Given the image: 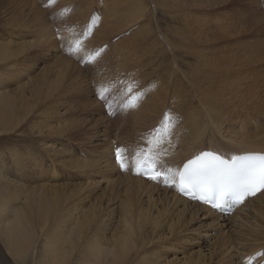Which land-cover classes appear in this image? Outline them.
<instances>
[{
    "label": "rangeland",
    "instance_id": "374dc122",
    "mask_svg": "<svg viewBox=\"0 0 264 264\" xmlns=\"http://www.w3.org/2000/svg\"><path fill=\"white\" fill-rule=\"evenodd\" d=\"M253 1L254 0H108L107 3L106 0H68L60 2L61 5L58 2V6L55 4L47 6L44 3L46 2L45 0H0V45H6L9 49L8 51L15 52L14 56L10 55L8 58L0 61V92L3 94V96L6 92H20L15 105L23 110H25L26 106H29L28 111L23 113L24 118L20 120L13 129L4 131L0 129V165L1 167L4 166L3 170H1V175L7 179L6 181L2 182L3 179L0 178V190L5 189V184H7V181L11 182V185L13 184L11 188L12 190L13 188L18 190L13 197H5L4 195L0 194V202H2L3 206L6 208L8 215L12 214L14 210L21 209L24 206V199L29 195L30 191H36L37 193L42 194V197H36L34 199L33 208L36 206V200L40 201L44 206H46L47 203H51L54 201L55 197L53 192L59 191V185L68 184L70 188H65L63 190L65 195H67L69 191L71 193H76L72 195V197L67 202L64 203L69 210H67V207L64 205L65 207H63V209L65 208L64 210L66 211H61L62 214L63 212H66V214H63L64 216L62 215V220L64 222L62 220L60 222L63 228L65 226L67 228H64L63 231L69 232L70 228H72L70 225L71 223L69 222L73 219L75 220V217L79 218L82 214L87 213L91 207L93 208L95 206H98L99 208V206H101L102 208L105 205V209H107L102 211V215L97 218V225H93L92 229L89 231L90 235L88 236V239L89 241H91L90 243H92V240L93 242L98 241L101 242V245L103 246V241L105 239L109 240L111 238V234H113L115 230H119L122 232V229L117 226L119 223L118 219L120 218V212H122L120 207L123 208L124 206L121 205L123 201L120 198H115L114 200L112 199V201L110 200L107 202L105 198L106 196L108 198L110 191L111 194H113V190L110 189L111 185L109 183L111 178H114L117 175H128L133 178H135V176H138L135 171V168L137 167L136 164L133 163V167H127L129 159L125 158L124 156H126V153L128 152V155L132 154L134 155V157H138L140 155V152L143 150L144 153L154 152L157 160L160 162L166 161L164 159L165 150L163 154L157 153L156 151L155 141L158 140H155V143L153 142V144L150 142L151 128L156 125L153 123L155 119L152 122L154 125L150 124L148 128L144 129L143 131H139V123H136L138 126H136V124H131L134 123V121L132 120L133 116L131 117L130 115L131 118L129 116L124 117L125 113H123V111L125 112L126 109L116 112V106L121 100H123V98H126L129 95L135 97L138 91L142 92L139 98L135 97L136 99L133 102L135 103L137 100L141 99L145 94L149 92L148 90L150 89V86L154 85L149 92V95L154 88L157 91V87L163 82L164 83L161 85L162 87H164V93L167 95L166 99L164 100V103L166 104L164 110L168 109L171 113L169 114L168 111L167 115H165L166 118H170V122L168 124L169 129L167 128V134L169 135L167 137H171L170 141L172 139H176L175 141H177L178 143V137L181 138L182 141H184H180V144H178V148L179 145L180 147L185 146L184 149H182L183 147H181V152L182 150L189 151L191 147L193 148L201 144L205 147H201L202 149H207L210 144L209 142L211 141L212 143L217 145L228 146V142L225 140L224 135L227 138L233 137L234 139L239 138L238 140H240V138L242 137H240V130L238 131L237 129H240V118L242 115L244 119L247 118L248 123V125L245 123V126L243 128L244 130L242 129V131H245L246 133L248 132L246 141L251 140L250 142H254L253 140L256 139V137L252 136L253 134L251 133L261 128L264 129V60L262 61L264 57V29L262 27L263 25H260L262 24V21H258L255 14L252 15V11H254L252 4L255 3ZM73 2L75 3V5L73 6L75 8L72 7ZM132 2L138 3L139 6H137V8L139 11L138 14L141 15L140 17H138V14L137 16H135L137 11L134 9L135 5L133 6ZM107 4H111L112 6H108ZM64 7H67V9H70V11L63 12L64 14H61L60 10ZM90 7H92L91 10L89 9ZM83 9L84 15L82 14L83 11L81 12V10ZM36 10L42 13L40 15L39 12L36 14ZM92 13H94L93 17H91ZM132 14L134 16H132ZM41 15L43 17H41ZM73 15H78L79 18L81 17V19L70 18ZM97 15L101 16V18L97 23L98 26H95L91 36H89H96H94L92 40H90L91 44L89 46L87 45L85 49L80 48L79 52L75 51V54L68 55L64 46H67L68 43H70L68 46V48L70 49L73 42H78V37L80 36V34L83 33V36L87 32L88 28L92 26V23ZM67 17L69 19H67ZM138 19H140V21ZM42 20H44L46 24H43ZM85 25V30L80 32L82 27ZM56 27H58L59 31H57ZM99 27L100 29H98ZM96 29H98V32L95 34L94 31ZM127 29L129 30V32L131 30H133L134 32L132 31L131 33H129L127 32ZM44 30L45 32L42 33V31ZM65 31L67 33H65ZM57 32H59V35H61V37H59ZM47 33L49 34V36L47 35ZM40 36L44 37L45 39L41 40ZM46 36L48 37L46 38ZM65 36L68 37L65 38ZM154 36L156 39H154ZM102 45L107 46L102 52H100L97 57L98 59L96 58L97 62H95V59L93 63L85 62L83 55H90L91 52L98 49L97 46L101 47ZM193 46H195V49L192 48ZM254 46L255 49H253L252 51L251 49H247L250 47L253 48ZM221 47L223 48L221 49ZM108 49H111L113 51L116 50L117 52L122 50V53L125 57L123 55L120 56L118 54H114ZM74 50H76L75 46ZM145 50H148V53H146ZM104 51H109V53L105 54L103 53ZM150 51H152L153 53H151ZM216 52H218V55L220 54L222 58L220 57L214 62V58H216L215 55H217ZM141 53L145 56H142ZM207 53L209 54V56ZM230 53H234V55L229 56ZM58 55L70 60L74 65L73 67L69 65V68L72 70H68L67 75H64L66 76L64 78H58L48 68V66L53 65V60H55L59 65L60 60L58 59ZM77 55L78 57H76ZM133 55L135 59L137 58V61H135V59H132ZM151 55L153 57L155 56L154 59L156 58V60L152 59L153 57H150ZM210 55H212L213 57ZM87 56L86 58L89 57ZM156 56L158 57V59ZM201 56H204V58L202 57L203 59H201ZM177 57H179V59ZM175 58L178 59L177 62V59L175 60ZM209 58L212 62L209 61ZM232 58L236 59V61ZM251 58L252 60H250ZM119 59H123L122 63L119 61ZM257 59H259L261 62ZM147 60L149 62H147ZM206 60H208L207 63ZM221 60H223L224 62ZM99 61L101 63L104 61L105 62L104 64H100ZM142 61L143 63L144 61H146L144 65H142ZM158 61L159 63H161H157ZM165 61L167 63H165ZM152 62H154V64ZM200 62H202V64H200ZM222 62L225 64V66ZM239 62L241 64H239ZM135 63L137 64L135 65ZM208 63L213 64L214 68L208 67V71L206 70L204 72L203 69ZM216 63L217 66H215ZM138 64L139 66H137ZM100 65L101 68H103V66L111 67V69H107L109 75L107 73H101L106 67L101 71L100 67H97ZM140 65L142 66L140 67ZM239 65L241 67H239ZM160 66L163 70L159 68ZM127 67L129 69H127ZM151 67L155 68V70H153L152 72L150 70L154 68L151 69ZM226 67H228V69H226ZM237 67H239L240 69ZM193 68H197L196 70H198V72ZM224 68V72H226L227 70L228 74L223 72ZM231 68L232 71L230 70ZM132 69H134V71H136L137 73H134ZM180 69L183 70V73ZM176 70L178 75L175 72ZM149 71L153 74H150ZM210 71L212 72V74ZM144 72L149 73L144 74ZM40 74L43 75L39 77V79H35V77ZM78 74L80 75L77 76ZM203 75H207L208 77H210V82H213L211 83L209 88H207V84H205L203 80L207 76L203 77ZM228 75L231 77H228ZM246 75H248V77ZM84 76L86 78L85 80ZM138 76H141L142 78L139 79ZM54 79L57 81L58 88H55L56 91L54 93H51L47 97L49 99L46 98V100H44L46 95H48L50 92V85L52 84V81ZM110 79L111 83L109 82ZM217 79L219 81L216 82ZM220 79L223 80L221 81ZM113 80L115 81V84L112 82ZM161 80L164 81L161 82ZM104 81L107 82L105 83ZM240 81L242 82L241 85ZM137 82L140 84L138 85ZM225 82H228V84L240 85L237 88L240 93L244 86L247 87V84L258 85L259 88L263 91H255L254 89L253 94L247 93L249 97L245 96V94L239 95L238 93H234L231 97V95H227L226 90H223L225 89ZM53 83H55V81ZM118 83L120 84V86ZM109 84H112V88L111 86H109ZM174 84L175 86L180 85V89L176 91L177 93L171 92L175 87ZM221 84L224 87L223 89ZM113 85L116 87H113ZM181 85L183 86V88L181 87ZM87 86H89V89ZM246 87H244V89H247ZM220 89L223 91H218ZM187 90L190 92H188ZM82 91L85 93H83ZM76 92L78 94H76ZM215 92H217V94ZM218 92H220L219 94L222 98L218 96ZM211 93H213V95H215L216 97H220L218 101ZM211 95L213 96V103L215 104V106L216 103L220 104L219 106L217 104L216 108H220V112H223L224 115L222 114L221 117H225L224 120L220 118L221 123L218 126L219 128L215 127L212 124L211 119H215V116L210 115V117H206L209 116L208 111H206L208 109H206V107L205 109L203 108L205 105H203L204 103L202 101L206 100V98L208 97L212 98ZM235 95L237 96L235 97ZM258 95L260 96V98H262V100ZM174 99H176L178 102H174ZM215 99L217 102L215 101ZM250 101L252 104L250 103ZM133 103L129 105V107H131ZM169 104L172 105V107ZM176 104L178 109L180 110L174 109V106H176ZM129 107L128 109H130ZM46 110L49 111V113ZM50 111L52 113H50ZM231 111L233 113H231ZM193 112L196 114H193ZM122 113L124 115H122ZM189 113L190 115L192 114L193 119L191 118V120H193V122L195 123V126H193L194 128L190 127L193 133L191 130L189 131L188 123L185 120L187 119V116H189ZM245 114H247V116ZM21 115L14 116L13 118L18 120ZM162 117L163 116H161L160 119ZM125 118H130V125ZM123 119H125L126 121H123ZM160 119L156 123H158ZM44 121L46 122L44 123ZM232 125L237 127V129L232 127ZM228 127L230 128L228 129ZM136 128H138V130H136ZM198 131H201L199 134V140L192 139V141V134H194L195 132L199 133ZM178 132L179 134H183H180L182 137L177 134ZM188 132L190 133L188 134ZM186 134L189 135V139ZM145 136L149 139V141L143 142ZM185 136L186 140L184 139ZM162 139L163 141L165 140L164 136L162 137ZM185 142H188L190 145ZM258 142L254 143L258 146H264V144L259 145ZM147 143L150 144L149 148L147 146ZM161 143V145H163L162 141ZM192 143H195L194 146ZM113 145L121 146V153L122 155H124L123 157L127 161L125 170H128L119 172V169L116 170V168L114 167L115 170L112 169V171H108L109 167L112 168V165L110 163L112 162V152L110 151H113ZM187 147L190 148L188 149ZM178 148H176V150H178ZM103 150L105 152H103ZM218 150L222 153L224 152V149ZM101 153L104 154L101 156ZM225 153L226 156L232 155H227V153L230 152ZM104 157L107 160V163H105L106 161ZM99 158L100 160H98ZM14 159L16 160L14 161ZM138 160H140V158H138ZM135 162L138 163L139 161H137L136 159ZM76 163H79L81 168L75 167ZM105 171H107V173H105ZM102 175H104V177ZM19 190L21 191L20 193ZM9 195H11V193H9ZM145 197V195L142 197V199L140 200V205L138 206L144 209V212L147 216L144 221L142 232L141 230L138 231V223L134 220H132V222L134 232H140L138 239L140 238V236H142L145 240H147L142 245L144 246V250L141 249L142 252L139 250L141 253L137 251L133 254L134 261L132 260L130 262L131 264H137L138 257H140L143 253H147L146 255L143 254L145 258L143 264H145L146 260H151L152 263L150 264H174V262L175 264H243L245 259L248 256L249 258L252 257V255L257 256L255 261L256 264L264 263V239H262L264 238V234H261V232H264V206L262 208L263 211L260 210L263 214L261 212L257 213L258 216H254L253 214L255 207L258 206L257 204L262 203L261 205H263L264 200H262L260 203L259 201L253 202L248 206L247 210L242 211L241 216H239V219L240 217L244 216H253V219H246H249L247 222L251 221L252 223L250 229L243 227L242 230L238 231L237 229L233 233H230V231L228 230V227L230 225H228L224 230L220 225H216L215 229L211 230V228H209L210 224L212 223H210V220H198L195 216L193 217L190 214H184L183 216L179 217L177 215L174 216L173 213L176 211V209H174V207L168 208L166 206L168 215L165 217V219L162 220V225H160L161 229L159 230L158 236H156L158 237V239H156L155 234H152L151 232L152 217L155 215L156 210H148L146 208ZM154 198H156V195H154ZM74 209L76 210V212L71 214L70 211L73 212L75 211ZM158 209H162L161 205L158 206ZM110 211L112 214L110 213ZM91 215V213H88L84 216L83 220H87L89 217H91ZM64 217L68 218L65 219ZM69 219L70 221L68 222ZM66 221L69 224H67ZM171 221L177 222V224H175V227L172 228L173 231H169ZM107 222H109V224ZM231 222L232 224H234L240 221L232 220ZM247 222L245 224H247ZM63 224H65V226ZM99 227L102 228L99 229ZM57 229L60 230L61 228H54L53 230ZM190 229H192V232ZM230 229L232 228L230 227ZM47 231L48 230H46V227L44 226V228L40 230V232H38L37 236L34 238L31 244L32 246L28 249V251L23 255L21 259L12 258L11 256H9L7 254V251L5 250L3 241L0 239V246H2L9 259L6 264L51 263V259L49 256L50 247L48 242L50 238ZM101 231L104 232L103 235ZM92 233L95 235H93ZM254 233H256V235ZM99 234H101L104 238L101 235L99 236ZM223 238L225 239V243L220 247L218 246V241ZM152 242L153 244H151ZM240 243L243 245H240ZM213 248L215 249L213 250ZM201 250L202 253L199 254ZM228 252H230L229 256ZM143 256H141V258ZM249 258L246 259L245 263ZM66 264H79V256H72L71 259L66 262Z\"/></svg>",
    "mask_w": 264,
    "mask_h": 264
},
{
    "label": "bare ground",
    "instance_id": "6f19581e",
    "mask_svg": "<svg viewBox=\"0 0 264 264\" xmlns=\"http://www.w3.org/2000/svg\"><path fill=\"white\" fill-rule=\"evenodd\" d=\"M64 1H68V0H56L55 1V5H57V3L59 2H64ZM72 1V0H71ZM108 0H106V2H107ZM129 1V0H128ZM131 1H137V0H131ZM70 2V1H69ZM100 2V1H99ZM102 2H104V1H102ZM105 2V3H106ZM253 2H257L256 4H258V5H256L255 3L254 4H252V7H253V10L254 11H252V15L253 14H255L256 15V18H257V20L258 21H262V24H260V25H263L262 27H263V29H264V5L262 4V0H254ZM45 3V2H44ZM108 3V2H107ZM133 3V6H134V9L137 11L136 12V14H135V16H137V14L139 13V11H138V8H137V6H139L138 5V3H136V2H132ZM249 4V3H248ZM59 5V4H58ZM57 5V6H58ZM60 5H61V3H60ZM75 5V3L73 2V4H72V7ZM102 5V4H101ZM108 6H112L111 4H107ZM250 5V4H249ZM248 5V6H249ZM77 6V5H76ZM103 6V5H102ZM124 6V5H123ZM255 6V7H254ZM34 7V6H33ZM51 7V6H50ZM79 7V6H78ZM84 7V6H83ZM247 7V6H246ZM71 8V7H70ZM73 8H75V7H73ZM77 8V7H76ZM80 8V7H79ZM78 8V9H79ZM86 8V7H85ZM91 8L92 7H90L89 9L91 10ZM45 9V8H44ZM48 9V8H47ZM46 9V10H47ZM52 9V8H51ZM263 10V11H262ZM49 11V10H48ZM74 11H76V10H74ZM83 11V12H82ZM109 11H111V10H109ZM123 11V10H122ZM36 12V14L39 12L38 10H36L35 11ZM78 12V11H77ZM79 12H80V10H79ZM81 12H82V14L84 13V9L83 10H81ZM42 12H39V15L41 14ZM50 13V12H49ZM104 13V12H103ZM207 13V12H206ZM47 14V13H46ZM53 14V13H52ZM64 14V13H63ZM71 14V13H70ZM79 14V13H78ZM251 14V13H250ZM84 15V14H83ZM83 15H81V16H83ZM110 15V14H109ZM139 16L138 17H140L141 15L140 14H138ZM246 15V14H245ZM70 16V15H69ZM117 16V15H116ZM132 16H134L133 14H132ZM41 17H43L42 15H41ZM113 17V16H112ZM124 17V16H123ZM142 17H143V15H142ZM203 17V16H202ZM251 17V16H250ZM255 17V16H254ZM70 18H78V19H81V17L79 18V16L78 15H73L72 17H70ZM135 18H137V17H135ZM67 19H69L68 17H67ZM116 19V18H115ZM141 19V18H140ZM140 19H138L139 21H140ZM255 19V18H254ZM128 20V19H127ZM136 20V19H135ZM137 20V21H138ZM41 21V20H40ZM60 21V20H59ZM63 21V20H62ZM71 21V20H70ZM77 21V20H76ZM75 21V22H76ZM80 21V20H79ZM103 21V20H102ZM115 21V20H114ZM211 21V20H210ZM78 22V21H77ZM247 22V21H246ZM42 23L43 24H46L45 23V21L44 20H42ZM102 23V22H101ZM118 23V22H117ZM70 24V23H69ZM125 24V23H124ZM100 25V24H99ZM102 25V24H101ZM219 25V24H218ZM98 26V25H97ZM133 26V25H132ZM134 26H135V24H134ZM255 26V25H254ZM221 27V26H220ZM260 27V26H259ZM80 28V27H79ZM189 28V27H188ZM98 29H100V27L98 28ZM98 29H96L94 32H95V34L98 32ZM135 29V28H134ZM128 30V29H127ZM64 31V30H63ZM129 31V30H128ZM133 30H131L129 33H131ZM45 32V30L44 31H42V33H44ZM134 32V31H133ZM139 32V31H138ZM263 32V31H262ZM65 33H67L66 31H65ZM73 33V32H72ZM176 33V32H175ZM179 33V32H178ZM177 33V34H178ZM54 34H56V33H54ZM61 34V33H60ZM82 34L83 33H81L80 34V36L78 37L79 39H78V42H73L72 44H71V46H75V48H76V50L75 51H78L79 52V50H80V48H86L87 47V45L89 46L90 44H91V42H90V40H92V38L95 36H92V37H89V38H87V39H85L84 41H80V37L82 36ZM47 35L49 36V34L47 33ZM53 35V34H52ZM168 35V34H167ZM172 35V34H171ZM171 35H169V36H171ZM48 36H46V38L48 37ZM91 36V35H90ZM176 36V35H175ZM52 37V36H51ZM96 37V36H95ZM100 37V36H99ZM184 37V36H183ZM193 37V36H192ZM262 37V36H261ZM69 38H71V37H69ZM76 38V37H75ZM166 38V37H165ZM40 39L41 40H44L45 38L44 37H42V36H40ZM96 39V38H95ZM133 39V38H132ZM131 39V40H132ZM154 39H156L155 38V36H154ZM158 39V38H157ZM175 39V38H174ZM187 39V38H186ZM210 39V38H209ZM231 39V38H230ZM68 40H70V39H68ZM73 40H75V39H73ZM122 41V40H121ZM120 41V42H121ZM226 41V40H225ZM263 41H264V39H263ZM94 42V41H93ZM165 42V41H164ZM209 42V41H208ZM211 42V41H210ZM260 42V41H259ZM129 43V42H128ZM153 43H155V42H153ZM166 43V42H165ZM173 43V42H172ZM58 44V43H57ZM159 44V43H158ZM217 44H218V42H217ZM51 45V44H50ZM100 45H101V43H100ZM119 45H120V43H119ZM186 45V44H185ZM190 45V44H189ZM193 45V44H192ZM117 46V45H116ZM126 46V45H125ZM174 46V45H173ZM230 46V45H229ZM48 47V46H47ZM146 47V46H145ZM159 47V46H158ZM187 47V46H186ZM195 46H193L192 48H194ZM218 47V46H217ZM256 47H258V46H256ZM99 48V47H98ZM121 48V47H120ZM126 48V47H125ZM220 48V47H219ZM223 47H221V49H222ZM264 48V47H263ZM262 48V49H263ZM158 49V48H157ZM195 49V48H194ZM202 49V48H201ZM206 49V48H205ZM248 50L249 49H251V51L253 50V49H255V46L253 47V48H247ZM258 49V48H257ZM256 49V50H257ZM9 49H8V47L6 46V45H3V44H1L0 45V61H2V60H4V59H6V58H8L10 55H12V56H14L15 55V52H13V51H8ZM56 50V49H55ZM109 50V49H108ZM143 50V49H142ZM196 50H197V47H196ZM216 50V49H215ZM220 50V49H219ZM264 50V49H263ZM109 51H112L114 54H118V55H123V53H122V50H120L119 52H117L116 50H109ZM109 51H107V52H103V53H105V54H107V53H109ZM146 51V53H148L147 51L148 50H145ZM189 51V50H188ZM203 51V50H202ZM17 52V51H16ZM94 52V51H93ZM121 52V53H120ZM133 52V51H132ZM151 53H153L152 51H150ZM149 52V53H150ZM211 52V51H210ZM230 52V51H229ZM239 52V51H238ZM254 52V51H253ZM252 52V53H253ZM258 52V51H257ZM257 52H255V53H257ZM92 53V52H91ZM91 53H90V55H91ZM126 53V52H125ZM129 53V52H128ZM143 53V52H142ZM141 53V54H142ZM161 53V52H160ZM172 53H173V51H172ZM186 53H187V51H186ZM199 53V52H198ZM209 53V52H208ZM207 53V54H208ZM212 53H214V52H212ZM212 53H210V54H212ZM217 53V55H215L216 56V58H214V62H215V60H218V58H220L221 56H220V54L218 55V52H216ZM215 53V54H216ZM221 53V52H220ZM224 53V52H223ZM131 54V53H130ZM138 54V53H137ZM136 54V55H137ZM261 54V53H260ZM16 55H17V53H16ZM89 55V56H90ZM103 55V54H102ZM126 55V54H125ZM224 55V54H223ZM230 55H234V53H230L229 54V56ZM252 55V54H251ZM253 55H255V54H253ZM258 55V54H257ZM256 55V56H257ZM104 56V55H103ZM124 56V55H123ZM142 56H145V55H143L142 54ZM141 56V57H142ZM158 56V55H157ZM156 56V57H157ZM200 56V55H199ZM205 56V55H204ZM204 56H201V59H203L204 58ZM208 56H209V54H208ZM207 56V57H208ZM210 56H212V55H210ZM125 57V56H124ZM128 57V56H127ZM132 57V56H131ZM150 57H153L152 55L150 56ZM155 57V56H154ZM154 57L152 58V59H154ZM175 57V56H174ZM203 57V58H202ZM213 57V56H212ZM233 57V56H232ZM240 57V56H239ZM245 57V56H244ZM254 57V56H253ZM147 58V57H146ZM178 59H179V57H177ZM177 58H175V60L177 59ZM199 58V57H198ZM211 58V57H210ZM210 58H209V61H211L210 60ZM222 58V57H221ZM229 58V57H228ZM227 58V59H228ZM231 58V57H230ZM238 58V57H237ZM58 59L60 60V63H59V65L56 63V61L55 60H53V65H51V66H48V68H49V70L51 71V72H53L58 78H64V77H66V76H64V75H67V72H68V70L70 71V70H72V69H70L69 68V65L70 66H74L73 65V63L70 61V60H68V59H65L64 57H62V56H60V55H58ZM98 59V58H97ZM132 59H135V57H134V55H133V58ZM137 59V58H136ZM135 59V61H137ZM139 59V58H138ZM151 59V60H152ZM157 59H158V57H157ZM161 59V58H160ZM165 59H167V58H165ZM178 59L176 60V62L178 61ZM200 59V60H201ZM225 59H226V57H225ZM232 59H234V58H232ZM261 59H262V57H261ZM96 60V59H95ZM109 60V59H108ZM126 60V59H125ZM142 60H143V58H142ZM148 60H149V57H148ZM147 60V62H149ZM154 60H156V58L154 59ZM235 61H236V59H234ZM250 60H252V58L250 59ZM257 60H259V59H257ZM264 60V57H263V59H262V61ZM101 61V60H100ZM99 61V62H100ZM119 61L122 63V61H123V59L122 60H120L119 59ZM163 61V60H162ZM221 61H223V60H221ZM260 61V60H259ZM258 61V62H259ZM95 62H97V60L95 61ZM105 62V61H104ZM104 62H102L103 64H104ZM109 62V61H108ZM128 62V61H127ZM146 61H144V63H145ZM155 62V61H154ZM154 62H152L153 64H154ZM203 62H205V61H203ZM208 62V60H206V63ZM212 62V61H211ZM214 62H213V64H214ZM224 62V61H223ZM222 62V63H223ZM240 62H242V61H240ZM239 62V64H241ZM261 62V61H260ZM101 62H100V64H102ZM106 63H107V61H106ZM114 63V62H113ZM115 63H116V60H115ZM124 63H125V61H124ZM142 63H143V61H142ZM144 63L142 64V65H144ZM157 63H159V61L157 62ZM161 63V62H160ZM159 63V64H160ZM164 63V62H163ZM165 63H167L166 61H165ZM164 63V64H165ZM198 63V62H197ZM217 63H219V62H217ZM217 63H216V65L215 66H217ZM230 63V62H229ZM250 63V62H249ZM257 63V62H256ZM263 63V62H262ZM130 64H131V62H130ZM137 63H135V65H136ZM139 64H140V62H139ZM139 64L137 65V66H139ZM150 64V63H149ZM200 64H202V62H200ZM213 64H211V63H208V64H206V66H205V68L203 69V71L205 72L206 70L208 71V67H213L214 68V65ZM224 64V63H223ZM227 64V63H226ZM235 64V63H234ZM92 65V64H91ZM111 65V64H110ZM113 65V64H112ZM122 65H124V64H122ZM142 65H140V67L142 66ZM148 65V64H147ZM151 65V64H150ZM222 65V64H221ZM230 65V64H229ZM232 65V64H231ZM246 65V64H245ZM253 65V64H252ZM133 66V65H132ZM167 66V65H166ZM178 66V65H177ZM197 66V65H196ZM224 66H225V64H224ZM223 66V67H224ZM233 66V65H232ZM97 67H100V70L102 71V69L103 68H105L104 70H103V72H101V73H107L108 75H109V72H108V70L109 69H111V67H108V66H103V68H101V65L100 66H97ZM134 67V66H133ZM139 67V68H140ZM198 67V66H197ZM220 67V66H219ZM222 67V66H221ZM239 67H241L240 65H239ZM239 67H237V68H239ZM152 68H154V67H151V69ZM159 68H161V66L159 67ZM158 68V69H159ZM167 68V67H166ZM179 68H180V66H179ZM195 68V67H194ZM193 68V69H194ZM216 68V67H215ZM108 69V70H107ZM121 69V68H120ZM127 69H129L128 67H127ZM157 69V68H156ZM162 69V68H161ZM171 69H173V68H171ZM197 69V68H196ZM196 69H194V70H196ZM222 69V68H221ZM226 69H228V67H226ZM234 69H235V67H234ZM240 69V68H239ZM133 71H134V69H132ZM147 70V69H146ZM149 70V69H148ZM153 70H155V68L154 69H152V70H150L151 72L153 71ZM160 70V69H159ZM163 70V69H162ZM175 70V69H174ZM181 71H182V73H183V70L182 69H180ZM210 70V69H209ZM224 70H225V68L223 69V72H224ZM231 71H232V68L230 69ZM149 71V72H150ZM166 71V70H165ZM197 72H198V70H196ZM202 71V72H203ZM219 71V70H218ZM221 71V70H220ZM229 71V70H228ZM238 71V70H237ZM241 71V70H240ZM251 71V70H250ZM249 71V72H250ZM262 71V70H261ZM89 72V71H88ZM136 71H134V73H135ZM143 72V71H142ZM149 72H144V74H146V73H149ZM150 72V74H153V73H151ZM156 72V71H155ZM155 72H154V74H155ZM157 72H158V70H157ZM161 72V71H160ZM176 72V74H177V70L175 71ZM194 72V71H193ZM203 72V73H204ZM211 72V71H210ZM263 72V71H262ZM74 73V72H73ZM137 73V72H136ZM167 73V72H166ZM181 73V72H180ZM195 73V72H194ZM209 73V72H208ZM224 73H226V74H228L227 73V70H226V72H224ZM261 73V72H260ZM264 73V72H263ZM139 74V73H138ZM169 74V73H168ZM186 74V73H185ZM205 74V73H204ZM211 74H212V72H211ZM221 74H222V72H221ZM231 74V73H230ZM43 74H40V75H37L36 77H35V79H39V77H41ZM80 74H78L77 76H79ZM164 75V74H163ZM178 75V74H177ZM192 75V74H191ZM201 75V74H200ZM210 75V74H209ZM218 75V74H217ZM249 75V74H248ZM248 75H246L247 77H248ZM97 76V75H96ZM150 76V75H149ZM170 76V75H169ZM187 76V75H186ZM199 76V75H198ZM206 77L207 75H203V77ZM224 76V75H223ZM225 76H227V75H225ZM239 76H241V75H239ZM255 76V75H254ZM261 76V75H260ZM71 77H73V76H71ZM137 77V76H136ZM139 77V79H141L142 77L141 76H138ZM178 77V76H177ZM228 77H231V76H229L228 75ZM80 78V77H79ZM124 78V77H123ZM193 78V77H192ZM213 78V77H212ZM219 78V77H218ZM221 78V77H220ZM234 78H235V76H234ZM250 78H251V76H250ZM86 78H85V76H84V80H85ZM107 79H109V78H107ZM114 79V78H113ZM129 79V78H128ZM163 79H165V78H163ZM191 79V78H190ZM224 79V78H223ZM222 79V80H223ZM226 79H227V77H226ZM229 79V78H228ZM245 79V78H244ZM80 80V79H79ZM156 80H157V78H156ZM158 80H160V79H158ZM178 80V79H177ZM204 80V83L205 84H207V88H209V86L211 85V83H213L212 81L210 82V77H206L205 79H203ZM212 80V79H211ZM221 80V79H220ZM221 80V81H222ZM235 80V79H234ZM254 80V79H253ZM55 81V83H53ZM111 81V79L109 80V82ZM119 81V80H118ZM128 81V80H127ZM135 81H137V80H135ZM164 80H161V82H163ZM179 81V80H178ZM177 81V82H178ZM190 81V80H189ZM215 81V80H214ZM217 81H219L218 79L216 80V82ZM244 81V80H243ZM105 82V81H104ZM107 82V81H106ZM105 82V83H106ZM114 84H115V81L113 80L112 81ZM120 82V81H119ZM149 82V81H148ZM176 82V83H177ZM215 82V83H216ZM228 82H230V81H228ZM228 82L225 84V89H223L224 87H223V85H222V89L223 90H226L227 91V95L229 94V96L231 95V97H232V95L234 94V93H238L239 95L240 94H245V96H247V97H249L248 95H247V93H251V94H253V92H254V89H255V91L256 90H262V89H260L259 88V86L258 85H248L247 84V87L246 86H244V87H246L247 89H244V87H243V89H242V91H241V93L238 91V87L241 85V81H240V85H237V84H228ZM253 82V81H252ZM252 82H251V84H252ZM258 82H259V80H258ZM78 83V82H77ZM111 83V82H110ZM125 83V82H124ZM138 83V82H137ZM157 83V82H156ZM158 83H160V82H158ZM164 83V82H163ZM163 83H161V84H163ZM166 83V82H165ZM175 83V84H176ZM203 83V82H202ZM233 83H236V82H233ZM238 83V82H237ZM247 83H248V81H247ZM255 83H256V80H255ZM263 83V82H262ZM104 84V83H103ZM119 84V83H118ZM140 83H138V85H139ZM149 84V83H148ZM153 84V83H152ZM159 85L158 87H157V91H156V89L154 90H152V92L150 93V95H149V92L151 91V89L153 88V86H150V89L148 90L149 92L147 93V94H145L141 99H139V100H137L135 103H133V105L131 106V107H129L130 109H128V108H126V110H125V112L123 111V113H125V116L124 117H126V116H129L130 117V115H131V117L133 116V121H134V123H131V120L129 121V119L131 118H129V119H127V118H125V119H127V122H129L128 124L130 125V123L132 124V125H135L136 123L138 124H140L139 125V131H143L144 129H146V128H148L149 126H150V124H157L156 122L160 119V117L161 116H163V118H166V116L165 115H167V112H166V114H163L162 115V113H163V110H164V108H165V103H164V100L166 99V94L164 93L165 92V89H164V87H162V85ZM168 84V83H167ZM175 84H174V86H175ZM246 84V83H245ZM105 85V84H104ZM103 85V86H104ZM112 85V84H111ZM110 84H109V86H111ZM157 85V84H156ZM169 85V84H168ZM244 85V84H243ZM242 85V86H243ZM77 86V85H76ZM80 86V85H79ZM83 86V85H82ZM119 86H120V84H119ZM131 86V85H130ZM137 86V85H136ZM180 86V85H179ZM179 86H175L174 87V89L171 91V92H175V93H177L176 91H178L179 89H180V87ZM188 86V85H187ZM198 86V85H197ZM218 86V85H217ZM78 87V86H77ZM86 87V86H85ZM88 87V89H89V86H87ZM96 87V86H95ZM105 87V86H104ZM113 87H116V86H114L113 85ZM166 87V86H165ZM169 87V86H168ZM181 87L183 88V86L181 85ZM55 88H58V84H57V81L54 79L53 81H52V84L50 85V89H49V94L48 95H46V97H45V99L44 100H46V98L51 94V93H54L56 90H55ZM74 88V87H73ZM111 88H112V86H111ZM198 88V87H197ZM201 88V87H200ZM242 88V87H241ZM262 88H263V86H262ZM75 89V88H74ZM84 89V88H83ZM115 89V88H114ZM135 89V88H134ZM202 89V88H201ZM217 89V88H216ZM219 89V88H218ZM76 90V89H75ZM77 90H79V89H77ZM85 90V89H84ZM83 90V91H84ZM138 90V89H137ZM191 90V89H190ZM195 90V89H194ZM203 90H205V89H203ZM203 90H202V92H203ZM209 90V89H208ZM223 90H218V91H220V92H222ZM82 91V92H83ZM87 91V90H86ZM116 91V90H115ZM182 91V90H181ZM188 91V90H187ZM226 91H225V93H226ZM263 91V90H262ZM79 92V91H78ZM184 92H186V91H184ZM188 92H190V91H188ZM196 92V91H195ZM198 92H200V91H198ZM220 92H218V94L220 93ZM258 92V91H257ZM83 93H85V92H83ZM101 93H102V91H101ZM124 93V92H123ZM181 93V92H180ZM193 93V92H192ZM206 93V92H205ZM204 93V94H205ZM216 94H217V92H215ZM260 93H262V92H260ZM19 94H20V92H18V93H9V92H6L5 93V95L3 96V94L0 92V129L2 130V131H4V130H11V129H13L17 124H18V122L20 121V120H22L23 118H24V114L23 113H25V112H27L28 111V109H29V106H26L25 107V110H23V109H21V108H19V107H17L16 105H15V103L17 102L16 100H17V97L19 96ZM76 94H78L77 92H76ZM116 94V93H115ZM138 94V93H137ZM136 94V95H137ZM183 94V93H182ZM207 94H208V92H207ZM212 95H213V93H211ZM127 95V94H126ZM126 95H124V96H126ZM164 95H165V98H164ZM196 95V94H195ZM198 95V94H197ZM211 95V96H212ZM239 95H238V97H239ZM260 95V94H259ZM258 95V96H259ZM104 96V95H103ZM171 96V95H170ZM188 96V95H187ZM186 96V97H187ZM191 96V95H190ZM208 96H210V95H208ZM216 99H217V101H218V99L221 97L220 96V94L218 95V96H220V97H216L215 95H213ZM213 96H212V98L211 97H208V98H206V100H204V101H202L201 103L203 104V105H205L203 108L205 109V107H206V109H208V110H206V111H208V115L209 116H206V117H210V115H213V116H215V119H211V121H212V124L215 126V127H218L219 126V124L221 123L220 122V118H222L221 116H222V114H223V112H220V108H218L219 109V111H218V109L216 108V106H217V104L218 103H216V106H215V104L213 103V101H214V99H213ZM222 96H223V94H222ZM225 96V95H224ZM237 95H235V97H236ZM244 96V97H245ZM255 96V95H254ZM263 96V95H262ZM108 97V96H107ZM110 97V96H109ZM133 98H134V96H132ZM182 97V96H181ZM201 97V96H200ZM203 97H204V95H203ZM205 97H206V95H205ZM227 97V96H226ZM234 97V98H235ZM243 97V96H242ZM264 97V96H263ZM87 98V97H86ZM113 98V97H112ZM139 98V97H138ZM222 98V97H221ZM251 98V97H250ZM255 98V97H254ZM258 98V97H257ZM259 98H260V96H259ZM47 99H49V98H47ZM124 99V98H123ZM134 99H136V98H134ZM191 99V98H190ZM203 99H205V98H203ZM216 99H215V101H216ZM224 99V98H223ZM236 99V98H235ZM248 99V98H247ZM261 100H262V98H260ZM175 101L174 102H178L176 99H174ZM182 100V99H181ZM187 100V99H186ZM192 100H194V99H192ZM200 100V99H199ZM234 100V99H233ZM239 100V99H238ZM253 100V99H252ZM251 100V101H252ZM183 101V100H182ZM216 101V102H217ZM221 101V100H220ZM251 101H250V103H251ZM256 101V100H255ZM79 102V101H78ZM96 102V101H95ZM100 102V101H99ZM169 102H170V100H169ZM89 103V102H88ZM91 103V102H90ZM115 103V102H114ZM173 103V102H172ZM243 103V102H242ZM247 103V102H246ZM97 104V103H96ZM234 104V103H233ZM252 104V103H251ZM94 105H95V103H94ZM170 105V104H169ZM179 105V104H178ZM182 105V104H181ZM194 105V104H193ZM220 104H218V106H219ZM97 106V105H96ZM171 107H172V105H170ZM186 106V105H185ZM238 106V105H237ZM87 107V106H86ZM185 108V107H184ZM222 108V107H221ZM88 109V108H87ZM92 109V108H91ZM98 109H100V108H98ZM173 109V108H172ZM174 109H178V107H177V104H176V106H174ZM188 109V108H187ZM238 109V108H237ZM241 109H243V108H241ZM254 109V108H253ZM178 110H180V109H178ZM47 111V110H46ZM165 111V110H164ZM191 111V110H190ZM242 111V110H241ZM247 111V110H246ZM48 113H49V111H47ZM46 112V113H47ZM181 112V111H180ZM227 112H228V110H227ZM227 112H224V113H227ZM238 112H239V110H238ZM237 112V113H238ZM50 113H52L51 111H50ZM122 113V115H124ZM148 113V114H147ZM192 113V112H191ZM231 113H233L232 111H231ZM21 114H23V115H21ZM121 114V113H120ZM193 114H196V113H194L193 112ZM205 114V113H204ZM18 115H21L20 117H19V119L18 120H16V119H14L13 117L14 116H18ZM224 115V114H223ZM246 116H247V114H245ZM244 115V116H245ZM165 116V117H164ZM185 116V115H184ZM200 116V115H199ZM240 116V115H239ZM243 116V115H242ZM241 116V118H240V129H237V127H235V126H233L232 125V127H234V128H236L239 132H240V137H242V138H240V140H238V139H234L233 137L231 138V137H225V135H224V138H225V140L228 142V146H226V145H224V146H221V145H217V144H214V143H212V141L211 142H209L210 144H209V146H208V148L207 149H204L205 147L201 144V145H197L196 147H191V149L188 151V150H182V152L180 151L181 150V147H183V146H181L180 147V145H179V148H178V144H180V141L181 142H184V141H182L181 140V138H179L178 136V138H177V140L179 141V143L177 142V141H175V140H171L170 141V139H171V137L169 138V137H167L169 134H166V135H163L164 136V138H165V140L163 141V145H159V147H157L156 146V151H157V153H160V154H163V152H164V150H165V156H164V159H165V161L166 162H160V161H158V163H160L161 165H163V166H167V167H175V168H177V170L179 169V167H180V165L182 164V162L184 161V160H186V159H188V158H190V157H192V156H194V155H196L198 152H200V151H202V150H214V151H216V149L218 150V149H224V155L226 154L225 152H230V153H227V155L228 154H232V155H228V156H226V157H229V156H233V155H237V154H241V153H245V152H264V146H258V145H256L254 142H258L259 143V145H261V144H264V129H258V130H255L253 133H251V134H253L252 136H255L256 137V139H254L253 141L254 142H250V141H246V138H247V133L245 132V131H242V129L244 128V126H245V123L248 125V123H247V118L246 119H244L243 117ZM245 116V117H246ZM193 116H192V114L190 115V113H189V116H187V119H185L186 120V122L188 123V128H189V131L191 130V128L193 127V126H195V123L193 122V120H191V118H192ZM204 117V116H203ZM234 117V116H233ZM48 118V117H47ZM200 118V117H199ZM225 118V117H224ZM224 118H222V120H224ZM125 119H123V121H126ZM154 119H155V121H154ZM193 119V118H192ZM249 119V118H248ZM152 120V121H151ZM198 120V119H197ZM202 120V119H201ZM228 120V119H227ZM154 121V122H153ZM210 121V122H211ZM236 121V120H235ZM234 121V122H235ZM46 121H44V123H45ZM141 122V123H140ZM153 122V123H152ZM123 123V122H122ZM208 123V122H207ZM250 123V122H249ZM136 124V126H138ZM153 124V125H154ZM128 125V126H129ZM196 125H197V123H196ZM231 125V124H230ZM236 125V124H235ZM238 125V124H237ZM68 127V126H67ZM191 127V128H190ZM197 127V126H196ZM202 127V126H201ZM70 128V127H69ZM138 128H136V130H138ZM168 128V127H167ZM194 128V127H193ZM204 128H205V126H204ZM219 128V127H218ZM230 127H228V129H229ZM169 129V128H168ZM168 129H167V131H168ZM197 129H198V127H197ZM196 129V130H197ZM216 129V128H215ZM108 130V129H107ZM134 130V129H133ZM199 130V129H198ZM237 130H236V132H237ZM244 130V129H243ZM118 131V130H117ZM178 131V130H177ZM192 131V130H191ZM202 131V130H201ZM201 131H198L199 133H197V132H195L194 134H192V136H191V140L193 139V140H199V134H200V132ZM230 131V130H229ZM235 131V130H234ZM179 132H180V130H179ZM179 132L177 133L179 136H181L180 134H182V133H180L179 134ZM190 132H188V134H189ZM192 133H193V131H192ZM231 133H233V132H231ZM230 133V134H231ZM129 134V133H128ZM175 134V133H174ZM173 134V135H174ZM225 134V133H224ZM236 134V133H235ZM255 134V135H254ZM116 135V134H115ZM183 135V134H182ZM187 135V134H186ZM202 135V134H201ZM117 136V135H116ZM188 136V139L190 138L189 137V135H187ZM133 137V136H132ZM182 137V136H181ZM235 137V136H234ZM254 137V138H255ZM174 138H175V136H174ZM244 138V139H243ZM250 138V137H249ZM248 138V139H249ZM185 140H186V136H185V138H184ZM126 140H127V138H126ZM192 140V141H193ZM177 142V143H176ZM196 142V141H195ZM185 143H188V142H185ZM185 143H184V145H185ZM183 144V143H182ZM193 144V143H192ZM195 144V143H194ZM194 144H193V146H194ZM127 145V144H126ZM188 145H190L189 143H188ZM187 146V145H186ZM185 147V146H184ZM184 147L182 148V149H184ZM189 147V148H190ZM201 147H204L203 149L201 148ZM176 148H178V150H176ZM188 148V147H187ZM188 148V149H189ZM107 150V149H106ZM124 150V149H123ZM219 151V150H218ZM242 151V152H241ZM103 152H105L104 150H103ZM107 152V151H106ZM110 152H112V155H111V157H112V162H110L111 163V165H112V168L111 167H109V170L108 171H112V169H114V167L116 168V170H118V166H117V164L113 161V151L111 150ZM123 152V151H122ZM126 152V151H125ZM184 152V153H183ZM13 153H15V152H13ZM104 154V153H103ZM102 153H101V156L103 155ZM109 154V153H108ZM107 154V155H108ZM3 155V154H2ZM100 156V155H99ZM124 156V155H123ZM160 156H163V155H160ZM106 157V156H105ZM105 157H104V159H105ZM109 157V156H108ZM125 158H127L126 156H124ZM101 158V157H100ZM100 158L98 159V160H100ZM110 158V157H109ZM157 158V157H156ZM2 159V158H1ZM103 159V160H104ZM16 159H14V161H15ZM108 160H110V159H108ZM102 161V160H101ZM105 163H107V160L105 159ZM136 161V160H135ZM133 162V163H135V164H137V162ZM137 161H140V160H138L137 159ZM2 162V161H1ZM127 162V161H126ZM103 163V162H102ZM128 164V163H127ZM134 164V165H135ZM4 165V164H3ZM104 165V164H103ZM108 165H109V163H108ZM105 166V165H104ZM4 167V166H3ZM3 167H1V165H0V178H2L3 180H2V182L3 181H6L7 179L6 178H4L2 175H1V170H3ZM75 167H80V164L79 163H76V165H75ZM128 167V166H127ZM136 167V166H135ZM81 168V167H80ZM136 169V168H135ZM5 170V169H4ZM15 170V169H14ZM115 170V169H114ZM126 170H128V169H126ZM125 170V167H124V170L123 171H126ZM104 171V170H103ZM103 171H101V172H103ZM119 172H120V170H118ZM136 171V170H135ZM128 172V171H127ZM130 172V171H129ZM105 173H107V171H105ZM16 174V173H15ZM53 174H55V173H53ZM109 174V173H108ZM105 175V174H104ZM104 175H102L103 177H104ZM111 175H112V173H111ZM131 175V174H130ZM133 175V174H132ZM52 176H55V175H52ZM114 176V175H113ZM109 177V176H108ZM107 177V178H108ZM21 179V178H20ZM106 180V179H105ZM107 181V180H106ZM20 182V181H19ZM108 182V181H107ZM11 182H8L7 181V184H5V189H1L0 190V194L1 195H4L5 197H9V196H14L16 193H17V191L18 190H16V189H14L13 188V190L11 189L12 188V185L10 184ZM109 183H110V185H111V187H110V189L111 190H113V194H111V191L109 192V195H108V198H107V196H106V200H107V202L108 201H112V199L114 200L115 198H120L122 201H123V203H121V205H124L123 206V208L122 207H120L121 208V210H122V212H120V218L118 219V221H119V223H118V226L117 227H120V229H122V232L121 231H119V230H115L114 231V233L113 234H111V238L108 240V239H105L103 242H104V244H103V246L101 245V242H98V241H94L93 242V240H92V243H90L91 241H89V239H88V236L90 235V233H89V231L92 229V226L93 225H97V223H98V219L97 218H99L101 215H102V211H104V210H106L105 209V205L101 208V206H99V208H98V206H95V207H91L90 209H89V211L87 212V213H84V214H82L81 216H80V214H79V218H77V217H75V220L73 221L72 220V218H71V220L72 221H70V219L68 220V222L69 223H71L70 225H71V227L72 228H70V230H69V232L67 231H63L64 230V228H66V226H65V224H63L65 227L63 228V226H61V220H62V218H63V214H66V212H63V214L61 213V211H63L64 209H63V207H65L66 205L64 204L65 202H67L71 197H72V195H74L76 192H74V193H71L70 191L68 192V194L67 195H65V193H64V189L65 188H70V186L68 185V184H64V185H59V191H54L53 192V194H54V201L53 202H51V203H47V205L46 206H44L40 201H38V200H36V206L33 208V201H34V199L36 198V197H42V194L41 193H37L36 191H30V193H29V195L28 196H26L25 197V199H24V206L21 208V209H16V210H14L13 211V213L12 214H10V215H8V212H7V210H6V208L3 206V204H2V202H0V239L3 241V243H4V246H5V250L7 251V254L9 255V256H11L12 258H22L23 257V255L28 251V249L32 246L31 244H32V242H33V240H34V238L37 236V234H38V232H40V230H42L43 228H44V226L46 227V230H48L47 232H48V236H49V238H50V240L48 241L49 242V247H50V259H51V263H49V264H66V262L69 260V259H71V257L72 256H79V264H131L130 262L133 260V254L134 253H136L137 251H141L142 252V250H144V246H142L145 242H146V240L142 237V236H140V238L138 239V237H139V234H140V232H134V228H133V222H132V220H134V221H136L137 223H138V225H137V228H139L138 229V231L139 230H141V232H142V229H143V227H144V221H145V219L147 218V216H146V214H145V212H144V209H142V208H140V207H138L139 205H140V200L142 199V197L145 195L146 197H145V204H146V208L148 209V210H156V213H155V215L152 217V230H151V232H152V234H155V237L156 236H158V233H159V230L161 229L160 228V225H162V220L163 219H165V217L168 215V212L166 211V206L169 208V207H171V208H173L174 207V209H176V211L173 213L174 214V216H183L184 214H190V215H192L193 217L195 216L196 217V219H198V220H210V223L212 224H210V226H209V228H211V230H213V229H215V227H216V225L218 226V225H220L221 226V228L223 227V230L224 229H226V227L228 226V225H230L228 228V230L230 231V233H233V232H235L237 229H238V231H240V230H242L243 229V227H246V228H248V229H250V226H252V223H251V221H249V222H247L248 220H246L247 218H251V219H253V216H250V217H247V216H244V217H240V219H239V216H241V213H242V211H244V210H247V208H248V206L250 205V204H252L253 202H255V201H259V203L262 201V200H264V190L263 191H261V193H258L257 195H255L254 197H251V198H247L241 205H240V207H238L231 215H228V216H224L223 217V215H220V214H218V213H216V212H214V210H211L209 207H207V206H205V205H203V204H200V203H197V202H191V201H189V200H187V199H185V198H183V197H180V196H178V194H176L175 192H174V190H172L171 188H167V187H160L159 185H157V184H155V183H153L152 181H150V180H147V179H144V178H142V177H140L139 175L136 177L135 176V178H133V177H130V176H128V175H117L116 177H114V178H111V180L109 181ZM113 184V185H112ZM14 185H16V184H14ZM20 185V184H19ZM19 188V187H18ZM28 190V189H27ZM116 191V192H115ZM21 191L19 190V193H20ZM9 193H11V195H9ZM154 195H156V198H154ZM111 198V199H110ZM73 199V198H72ZM97 199V198H96ZM85 200V199H84ZM101 200H102V198H101ZM105 200V201H106ZM121 202V201H120ZM74 204H76V203H74ZM78 204H79V202H78ZM96 204V203H95ZM262 203H260V204H257L258 206L257 207H255V209H254V211H253V214H254V216H258V214L257 213H259V212H261L260 210H262V208H263V206H264V204L263 205H261ZM65 205V206H64ZM103 205V204H102ZM120 205V206H121ZM161 205V207H162V209H158V206H160ZM72 206V205H71ZM76 206V205H75ZM67 207V206H66ZM90 207V206H89ZM70 208V207H69ZM79 208V207H78ZM155 208V209H154ZM179 208V209H178ZM70 209H72V208H70ZM75 209H76V207H75ZM74 209V210H75ZM67 210H69L68 209V207H67ZM73 210V209H72ZM169 210V209H168ZM64 211H66V210H64ZM263 211V210H262ZM69 212V211H68ZM67 212V213H68ZM76 212V210L75 211H73V212H71L70 211V213L72 214V213H75ZM172 212V211H171ZM70 213H69V215H70ZM88 213H91L92 215H91V217H89L87 220H83L84 219V216L85 215H87ZM110 213H111V211H110ZM170 213V212H169ZM262 213V212H261ZM112 214V213H111ZM263 214V213H262ZM61 215V216H60ZM63 215V216H62ZM74 215V214H73ZM109 215V214H108ZM260 215V214H259ZM110 216H112V215H110ZM171 216V215H170ZM187 216V215H186ZM70 217V216H69ZM105 217V216H104ZM191 217V216H190ZM44 218V219H43ZM60 218V219H59ZM65 218V217H64ZM68 218V217H67ZM67 218H65V219H67ZM57 219V220H56ZM64 219V220H65ZM97 219V220H96ZM167 219V218H166ZM172 219V218H171ZM170 219V220H171ZM177 219V218H176ZM108 220V219H107ZM179 220V219H178ZM232 220H234V221H240V222H236V223H234V224H232ZM63 221V220H62ZM64 222V221H63ZM67 222V221H66ZM65 222V223H66ZM67 222V224H69ZM103 222V221H102ZM112 222V221H111ZM110 222V223H111ZM168 222V221H167ZM187 222V221H186ZM189 222H191V221H189ZM199 222V221H198ZM247 222V224H245ZM108 224H109V222H107ZM166 223V222H165ZM207 223V222H206ZM106 224V223H105ZM112 224V223H111ZM111 224H110V226H111ZM168 224V223H167ZM166 224V225H167ZM170 224V223H169ZM175 224H177V222L176 221H171V226L169 227V231H173V229L172 228H174L175 227ZM190 224V223H189ZM192 224V223H191ZM202 224V223H201ZM209 224V223H208ZM185 225V224H184ZM109 226V227H110ZM140 226V227H139ZM182 226V225H181ZM180 226V227H181ZM186 226V225H185ZM61 228L60 230L59 229H57V230H53L54 228ZM198 227V226H197ZM203 227V226H202ZM230 227L232 228V229H230ZM102 228V227H101ZM100 227H99V229H101ZM183 228V227H182ZM185 228V227H184ZM189 228V227H188ZM192 228V227H191ZM204 228V227H203ZM207 228H208V226H207ZM206 228V229H207ZM221 228H220V230H221ZM67 229V228H66ZM65 229V230H66ZM116 229H118V228H116ZM186 229V228H185ZM199 229V228H198ZM59 230V231H58ZM62 230V231H61ZM191 230V232H192V229H190ZM208 230V229H207ZM218 230V229H217ZM54 231H56V232H54ZM102 231H104V230H102ZM101 231V233H102V235L104 234V232H102ZM109 231H110V229H109ZM196 231V230H195ZM226 231V230H225ZM52 232V233H51ZM105 232H108V231H105ZM188 232H190V231H188ZM197 232V231H196ZM200 232V231H199ZM215 232H216V230H215ZM220 232V231H219ZM222 232V231H221ZM224 232V231H223ZM195 233V232H194ZM226 233V232H225ZM228 233V232H227ZM93 234V233H92ZM196 234V233H195ZM255 235H256V233H254ZM261 234H264V232H261ZM93 235H95V234H93ZM101 234H99V236H100ZM101 235V236H102ZM223 236V235H222ZM261 236V235H260ZM91 237V236H90ZM103 237V236H102ZM204 237V236H203ZM226 237H228V236H226ZM95 238V237H94ZM104 238V237H103ZM222 238V237H221ZM100 239H102V238H100ZM137 239H138V241H137ZM156 239H158V237H156ZM262 239H264V238H262ZM215 240V239H214ZM153 241H155V240H153ZM157 241V240H156ZM262 241V240H261ZM260 241V242H261ZM264 241V240H263ZM262 241V242H263ZM199 242V241H198ZM200 243V242H199ZM225 243V239L223 238V239H220L219 241H218V246H222L223 244ZM151 244H153V242L151 243ZM215 244H217V243H215ZM214 244V245H215ZM227 244V243H226ZM225 244V245H226ZM159 245V244H158ZM212 245V244H211ZM240 245H243V244H241L240 243ZM228 246H229V244H228ZM242 247V246H241ZM223 248V247H222ZM222 248H221V251H222ZM142 249V250H141ZM207 249H209V248H207ZM215 248H213V250H214ZM224 249V248H223ZM227 249V248H226ZM217 250V249H216ZM139 251V252H140ZM146 251V250H145ZM229 251V250H228ZM140 252V253H141ZM147 252V251H146ZM199 252V251H198ZM224 252V251H223ZM226 252V251H225ZM233 252V251H232ZM202 253V250L200 251V253L199 254H201ZM206 253V252H205ZM212 253V252H211ZM5 252H4V249L2 248V246H0V264H6L7 262H8V255H7ZM139 254V253H138ZM143 254H145V253H143ZM143 254L141 255V256H143ZM147 254V253H146ZM145 254V255H146ZM230 255V252H228V256ZM141 256L140 257H138V261H137V264H143V262H144V256L141 258ZM211 256V255H210ZM232 256V255H231ZM230 256V257H231ZM135 257H137V256H135ZM223 257V256H222ZM234 258V257H233ZM231 260V259H230ZM134 261V260H133ZM156 261V260H155ZM157 262V261H156ZM150 263H152V261L151 260H146L145 261V264H150ZM165 264V263H164ZM174 264H175V262H174Z\"/></svg>",
    "mask_w": 264,
    "mask_h": 264
},
{
    "label": "snow or ice",
    "instance_id": "6c2138e0",
    "mask_svg": "<svg viewBox=\"0 0 264 264\" xmlns=\"http://www.w3.org/2000/svg\"><path fill=\"white\" fill-rule=\"evenodd\" d=\"M120 149H116V159L120 160ZM209 153L203 152L195 160H189L185 165V172L181 175V183L187 182V186L193 190L200 189L204 196L201 198L211 201L219 194L220 198L225 196L236 197L241 191L247 192L250 186L246 180L239 185L236 184L237 177L245 175L254 178L257 166L251 163L252 158H247L249 162H242L237 165L236 157H233V164H228L217 155H212L208 159ZM195 165V167H193ZM123 167V165H121ZM155 179L156 177H152ZM258 182L261 187L256 190H264V157H261L259 164ZM185 189L182 188L181 191ZM195 194V193H194ZM252 194H255L254 192Z\"/></svg>",
    "mask_w": 264,
    "mask_h": 264
}]
</instances>
